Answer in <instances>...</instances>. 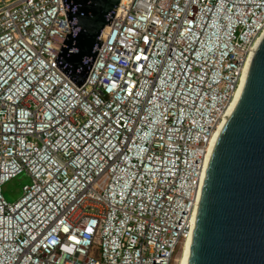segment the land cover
Here are the masks:
<instances>
[{
  "label": "built area",
  "instance_id": "obj_1",
  "mask_svg": "<svg viewBox=\"0 0 264 264\" xmlns=\"http://www.w3.org/2000/svg\"><path fill=\"white\" fill-rule=\"evenodd\" d=\"M69 34L61 0H0V264H175L264 0H120L78 88Z\"/></svg>",
  "mask_w": 264,
  "mask_h": 264
},
{
  "label": "water",
  "instance_id": "obj_2",
  "mask_svg": "<svg viewBox=\"0 0 264 264\" xmlns=\"http://www.w3.org/2000/svg\"><path fill=\"white\" fill-rule=\"evenodd\" d=\"M69 26L55 59L77 88L120 0H61ZM187 264H264V35L206 162Z\"/></svg>",
  "mask_w": 264,
  "mask_h": 264
},
{
  "label": "bare ground",
  "instance_id": "obj_3",
  "mask_svg": "<svg viewBox=\"0 0 264 264\" xmlns=\"http://www.w3.org/2000/svg\"><path fill=\"white\" fill-rule=\"evenodd\" d=\"M263 35H264V34H263ZM259 41H260V39H258V41H257V43H256V46H257V44L259 43ZM256 46H255V47H256ZM246 68H247V67H246ZM245 76H246V70H245V73H244V75H243V78H242L241 84H240V86H239V89H238V91H237V93H236V96H235L233 102L231 103V105H230V107H229V109H228V112H227V114L225 115L224 119H223L222 122L219 124L218 129H217V131H216V133H215V135H214L213 141H212V143H211V146H210V148H209L208 155H207V158H206V161H207V162H208V159H209L210 154H211V152H212V149H213L214 143H215V141H216V137H217V135L220 133V130H221V128L223 127V125H224L226 119L228 118V116L230 115V113L232 112V110L234 109V107H235V105H236V103H237V101H238V98H239L240 93H241V89H242V85H243V82H244ZM191 231H192V230H191ZM191 235H192V234H191V232H190V236L187 237V238L183 241L182 247L180 248V251H181V249H182V251H181V255H180V259H179V261H178V264H187V259H188V255H189V249H190V243H191V237H192ZM180 251H179V254H180Z\"/></svg>",
  "mask_w": 264,
  "mask_h": 264
},
{
  "label": "rangeland",
  "instance_id": "obj_4",
  "mask_svg": "<svg viewBox=\"0 0 264 264\" xmlns=\"http://www.w3.org/2000/svg\"><path fill=\"white\" fill-rule=\"evenodd\" d=\"M29 183H30L29 179L24 174L11 180L10 182L6 183L2 188L4 198L10 202L15 201L21 195L22 186L29 184ZM179 251H180V248H177L176 255H175V260H176L175 264H178L182 249L180 251V254H179Z\"/></svg>",
  "mask_w": 264,
  "mask_h": 264
}]
</instances>
